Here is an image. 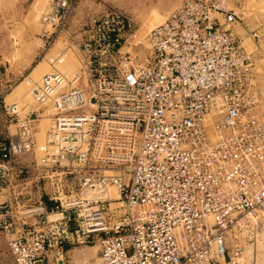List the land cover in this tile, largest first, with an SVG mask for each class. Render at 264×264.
<instances>
[{"label":"built area","instance_id":"obj_1","mask_svg":"<svg viewBox=\"0 0 264 264\" xmlns=\"http://www.w3.org/2000/svg\"><path fill=\"white\" fill-rule=\"evenodd\" d=\"M244 3L182 0L149 31L106 4L66 33L79 67L51 57L33 110L0 94L7 264H72L87 244L100 264H264V84ZM76 5L50 0L47 49Z\"/></svg>","mask_w":264,"mask_h":264},{"label":"rangeland","instance_id":"obj_2","mask_svg":"<svg viewBox=\"0 0 264 264\" xmlns=\"http://www.w3.org/2000/svg\"><path fill=\"white\" fill-rule=\"evenodd\" d=\"M104 1L130 14L145 31L161 24L182 2V0H103V2L80 0L74 12L75 17L79 18L86 13L90 16L99 15L107 4ZM49 3L50 0H0V79L8 80L7 86L0 85V94H3L8 103H19L25 111L37 105L33 93L29 92L32 91V86L40 81L45 73L54 70L51 57L66 49V59L55 67L70 76H73L79 67L78 53L64 32L60 33L50 49H47L48 46L45 47L44 33L53 31V28L42 20V13ZM244 7L246 26L239 27V32L244 34L247 49L255 54L256 71L264 84V0H245ZM254 28L259 30V39H254L250 35L248 29ZM28 80L32 85L27 84ZM24 99L26 102L22 101ZM51 123L49 116H44L35 123L40 142L44 140ZM111 189H114V195H117L116 188ZM71 258L72 264H100L99 245L79 246L71 252ZM9 260L8 237L0 235V264H7Z\"/></svg>","mask_w":264,"mask_h":264},{"label":"crops","instance_id":"obj_3","mask_svg":"<svg viewBox=\"0 0 264 264\" xmlns=\"http://www.w3.org/2000/svg\"><path fill=\"white\" fill-rule=\"evenodd\" d=\"M100 1L103 2V0H100ZM79 2H80V0H77V5L79 4ZM104 2L107 3V4H110L108 1H104ZM77 5H76V7H77ZM75 10H76V8H75ZM89 16L90 15L89 14L87 15V13L82 15L79 18H76L75 15L72 16L71 19H70V24H69V26H68V28L66 30L67 32H64V33L66 34V33L69 32V33L73 34L75 38H79L81 25H82V23H84L88 19ZM50 33L51 32L45 31L44 35H47V34H50ZM7 82H8V80L0 79V85L2 84V85H6L7 86ZM16 88L14 89V91L16 90ZM5 101H6V103H8L7 99ZM13 103H15V102H13ZM8 104H10V103H8ZM33 109H34V107L28 109V111L33 110Z\"/></svg>","mask_w":264,"mask_h":264},{"label":"bare ground","instance_id":"obj_4","mask_svg":"<svg viewBox=\"0 0 264 264\" xmlns=\"http://www.w3.org/2000/svg\"><path fill=\"white\" fill-rule=\"evenodd\" d=\"M67 30V29H66ZM143 31H145V29L143 30ZM63 33V32H62ZM44 41V40H43ZM46 41V40H45ZM52 47V46H51ZM46 51V50H45ZM46 57V56H45ZM50 72V71H49ZM49 72H47V73H49ZM46 74V73H45ZM66 74V73H65ZM68 75V74H67ZM27 84H31V81L30 80H28L27 81ZM33 84H34V82H33ZM32 85V84H31ZM33 87V86H32ZM29 90H31V89H29ZM29 92H32V91H29ZM6 94V93H5ZM29 94V93H28ZM21 96V95H20ZM24 96H26V94L24 95ZM29 96V95H28ZM25 98V97H24ZM23 99V98H22ZM18 101V100H17ZM21 101V100H20ZM22 101H25V99L24 100H22ZM26 102V101H25ZM35 102V101H34ZM34 102H32V103H34ZM16 103V102H15ZM28 104H30V103H28ZM30 107V106H29ZM26 109V108H25Z\"/></svg>","mask_w":264,"mask_h":264}]
</instances>
